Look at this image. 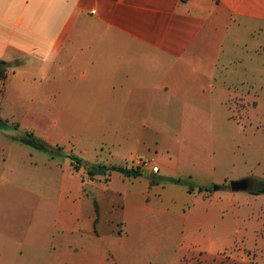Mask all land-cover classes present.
<instances>
[{"label": "crops", "instance_id": "crops-1", "mask_svg": "<svg viewBox=\"0 0 264 264\" xmlns=\"http://www.w3.org/2000/svg\"><path fill=\"white\" fill-rule=\"evenodd\" d=\"M0 60L7 64L4 120L24 130L43 124L38 129L49 134L37 137L58 145L60 108H104L93 109L83 129L112 140L110 164H149L135 178L112 172L120 181L110 192L121 202V229L105 232L96 229V211L84 228L78 205L71 212L58 205V167L37 150L30 148L35 153L18 176L6 164L10 157L3 159L0 264H144L145 249H154L143 236L162 233L203 250L214 196L170 182L150 185L148 175L157 168V176L195 186L221 183L219 154L208 140L222 123L238 133L264 132V0H0ZM38 104L57 114L8 113ZM84 119L73 110L72 123ZM58 181L49 215L42 190ZM231 195L239 210L243 201ZM191 201L197 206L186 208ZM28 202L34 211L24 209Z\"/></svg>", "mask_w": 264, "mask_h": 264}, {"label": "rangeland", "instance_id": "rangeland-1", "mask_svg": "<svg viewBox=\"0 0 264 264\" xmlns=\"http://www.w3.org/2000/svg\"><path fill=\"white\" fill-rule=\"evenodd\" d=\"M230 108L233 111V106ZM56 109L38 104V106L33 107L8 108V113H12L14 117L20 119L25 111L56 115ZM60 109L64 113L65 122L58 125L57 132L60 134V138L57 140L58 145L54 144L51 147L60 148L61 153L50 156L38 151L41 157L43 155V158L45 157L50 162L49 164L58 167V177L59 179L62 178L63 185L62 199L58 205L63 207L64 212H71V205L72 207L78 205L80 225L84 228L88 227L90 216L96 211V229L108 232L107 230L112 228V225L121 220L120 199L110 192L111 188L118 189L115 187H119L120 181L116 177L118 175L116 173L110 174L113 176L110 178L111 184L108 183V175L90 179L83 168L79 172H74L69 159L65 156L73 154L89 164L112 166L109 159L110 152L115 150L112 146V140L102 137H89V131L83 129L86 118L91 111L95 109L97 113H103L104 108H73L69 106ZM73 110L76 112L77 118L84 115L85 119L80 124L70 121ZM40 125L43 124L26 125L29 128L24 130L22 123L4 120L0 114V166H3V159L9 156L10 159L6 164L13 167L15 176L23 173L25 162L30 154L35 152L15 138L30 134L34 138L42 140L37 136L49 133L38 129ZM52 125L54 126V124ZM222 125V130L208 141L218 152L221 161L216 170V177L222 176L224 180L209 186L212 191L199 192L214 196L210 210L212 215L210 227L207 234L204 233L202 236L203 241L199 244L200 249L203 248V250H194L198 247H195L194 243L189 240H181L175 243L171 240V236L165 233L161 235L148 234L143 236V243L146 248H153L154 253L149 254L145 249L144 264H264V201L251 198L252 194L249 192L232 193L229 190L231 181L250 178L254 185L255 180L264 177V137L261 136L264 132L244 134L238 133L231 122H224ZM260 128L264 130V124ZM42 141L46 142L45 140ZM40 158H36V160L40 162ZM137 162V167L132 166L131 168L137 169L142 175L148 167H143L140 160ZM151 173L156 174L153 171ZM59 184L58 181L57 187L51 182L46 188L43 187L42 193L48 198L45 208L48 214L50 211L53 212L55 207L52 201L57 194V189L59 194ZM214 186L217 187V191H213ZM231 194L240 198L239 201H243L239 210L233 208V203L229 200ZM112 198L113 200L108 201ZM245 198L247 199L246 202H244ZM194 204L196 205L193 201L186 202L185 207L191 208ZM27 206L24 209L34 211L35 205L32 202H28ZM120 225L118 223L115 226L116 229H121ZM180 237L181 235L178 234L177 238Z\"/></svg>", "mask_w": 264, "mask_h": 264}, {"label": "trees", "instance_id": "trees-1", "mask_svg": "<svg viewBox=\"0 0 264 264\" xmlns=\"http://www.w3.org/2000/svg\"><path fill=\"white\" fill-rule=\"evenodd\" d=\"M6 68H7V64L0 60V80H4L6 78ZM15 139L19 141L20 143L34 150L44 152L50 156H55L61 153L60 148L58 147L53 148L51 147V145L47 144L46 142L42 140L34 138L30 134L20 135L19 137H16ZM62 155L64 154L62 153ZM65 156L69 159L70 165L74 172H79L80 169L83 168L86 171V174L90 179H93L96 176L110 175L112 172L120 173L124 177H127V178L129 177L135 178L141 175L140 172H138L137 169H134V168L128 169V168L120 167V166H107L104 164H89V163L83 162L80 158L76 157L73 154L65 155ZM148 178H149L150 185L170 182V183L186 186L189 193H192L195 189L198 192L212 191L210 190L209 187L195 186L189 180H182V179H177V178H167V177L157 176L156 174H150ZM254 182L255 183L252 187V190L249 193H251L252 195H264V179H261V180L257 179Z\"/></svg>", "mask_w": 264, "mask_h": 264}, {"label": "water", "instance_id": "water-1", "mask_svg": "<svg viewBox=\"0 0 264 264\" xmlns=\"http://www.w3.org/2000/svg\"><path fill=\"white\" fill-rule=\"evenodd\" d=\"M253 187V181L250 178H244L237 181H231L229 183V190L232 193L237 192H250ZM213 191H217V187H213Z\"/></svg>", "mask_w": 264, "mask_h": 264}, {"label": "built area", "instance_id": "built-area-1", "mask_svg": "<svg viewBox=\"0 0 264 264\" xmlns=\"http://www.w3.org/2000/svg\"><path fill=\"white\" fill-rule=\"evenodd\" d=\"M141 164H142L143 167H149V164L147 162H142ZM152 171L156 173L157 172V168H152Z\"/></svg>", "mask_w": 264, "mask_h": 264}]
</instances>
